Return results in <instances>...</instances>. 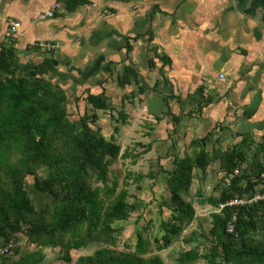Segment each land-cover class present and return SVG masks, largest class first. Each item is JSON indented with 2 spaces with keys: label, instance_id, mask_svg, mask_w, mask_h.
<instances>
[{
  "label": "trees",
  "instance_id": "1",
  "mask_svg": "<svg viewBox=\"0 0 264 264\" xmlns=\"http://www.w3.org/2000/svg\"><path fill=\"white\" fill-rule=\"evenodd\" d=\"M85 3L76 0L73 9ZM33 47L39 49L37 44ZM162 59L165 64L171 62ZM54 72L43 64H24L15 40L1 48L0 264H44L47 249L59 250V259L71 263L72 251L95 244L100 247L75 264H165L155 253L169 249L180 238L187 248L177 264H264V201L217 211L233 198L264 191V135L260 142L245 139L242 146L209 151L213 134H208L193 139L185 155H176L171 169L160 166L146 175L130 173L136 177L137 189L146 178L156 185L164 174L173 208L170 218L161 223V238L154 237L152 243L143 232L138 233L135 245L119 250L122 230L115 224L128 221L139 205L129 201L130 177L120 191L117 179L112 182V166L140 154L134 155L127 147L123 151L114 137L102 134L97 113L116 110L105 91L89 94L92 115L73 121L65 90L53 82ZM140 79V72L127 66L118 84L127 88ZM144 92L139 88L125 98L134 99ZM216 161L220 168H212ZM235 170L239 174L234 175ZM212 172L221 179L202 202L214 209L211 225L206 232L193 229L185 236L198 220L190 200L192 190L198 179L202 182ZM225 175H234L230 186L223 183ZM29 177L34 179L32 185L27 182ZM198 194L203 195L201 190ZM35 195L48 202L39 206ZM234 214L237 221L232 234L228 223ZM151 227L153 220L144 232ZM20 237L35 248L24 253ZM12 257L16 260L11 261Z\"/></svg>",
  "mask_w": 264,
  "mask_h": 264
},
{
  "label": "crops",
  "instance_id": "2",
  "mask_svg": "<svg viewBox=\"0 0 264 264\" xmlns=\"http://www.w3.org/2000/svg\"><path fill=\"white\" fill-rule=\"evenodd\" d=\"M57 1L0 0V51L15 40L24 64L53 67V82L79 114L73 120L68 110L73 121L92 115L89 94L105 91L116 110L97 113V125L108 139L157 134L158 154L173 159L208 134L209 151L262 140L264 0H84L74 9L76 0H66L40 19ZM11 22L21 25L16 33ZM40 41L60 48H31ZM127 66L142 79L122 88ZM139 88L145 92L126 100Z\"/></svg>",
  "mask_w": 264,
  "mask_h": 264
},
{
  "label": "rangeland",
  "instance_id": "3",
  "mask_svg": "<svg viewBox=\"0 0 264 264\" xmlns=\"http://www.w3.org/2000/svg\"><path fill=\"white\" fill-rule=\"evenodd\" d=\"M46 13V12H45ZM41 15V14H40ZM50 20V19H49ZM73 102L70 101L68 104V110H71L72 119H77L79 114L76 113L77 109H72ZM100 113V112H98ZM109 137L108 134H105ZM119 142V145H122V150L125 151L126 147L130 150H133V154H137L140 157L130 158V159H120L118 163L112 166L113 173L111 174L112 182H119V191L124 187V181L127 177H130L128 190L131 194L129 198L130 202H136L139 205V210L135 211L132 217L125 222H118L115 224L116 227L122 230L120 236L118 248L119 250H126V246H133L137 242V234L144 233V236L148 238L152 243L154 242V237L161 238L164 234L161 231V223L163 220H168L172 213L173 205L169 199V193L165 190L166 180L165 175L162 174L157 180L156 185L154 181L150 178L144 179L141 183L140 189H137L139 184L136 182V177H132L133 174H148L151 171L159 170L160 166L165 169H171L173 165V158L167 157L166 155H160V149L163 145L154 147L153 140L157 135L151 134H110ZM165 134H160V137ZM180 144V143H179ZM184 149V144L182 143ZM123 153V152H122ZM134 154V155H135ZM160 155V156H159ZM132 174L130 176L129 174ZM213 174V177H212ZM211 176L206 177L202 182L198 179L196 185L192 190V195L190 200L193 201V204L197 210L198 220L192 225V227L185 231L184 235L188 236L193 229H198L200 231L206 232L208 227L211 225L212 219L210 218L213 208L209 204H202L204 198L211 196L214 193L215 186L218 184V181L221 179L218 173L212 172ZM28 184L32 185L34 179L29 177L27 179ZM112 185V184H111ZM208 187H211L208 190ZM200 188V189H199ZM198 190H201L202 196H199ZM35 200L38 202V205H44L48 202V198L40 197L39 195L34 196ZM137 198V199H136ZM153 220V227L150 230L145 231L144 229L147 226V222ZM203 223H202V222ZM21 241L19 242L23 246V252L27 253L32 251L35 246H31L25 238L20 237ZM100 245H91L88 248L83 249L82 251H72V262L66 263L59 259L60 251L59 250H45L47 254V260L44 264H75V262L83 255H90L97 250ZM187 246L182 242V238L176 239L174 245L167 250H164L158 254L162 257L165 264H177V259L179 258L181 252H183ZM63 255V253L61 254ZM11 261L16 260L14 257L10 258ZM201 264H205L201 262Z\"/></svg>",
  "mask_w": 264,
  "mask_h": 264
},
{
  "label": "built area",
  "instance_id": "4",
  "mask_svg": "<svg viewBox=\"0 0 264 264\" xmlns=\"http://www.w3.org/2000/svg\"><path fill=\"white\" fill-rule=\"evenodd\" d=\"M64 1H66V0H58L52 6V9L49 12L41 14L40 19L46 20L49 18H53L56 15V13H58L60 10H62ZM10 25H11V30L13 33H16L21 26L20 23H18V22H11ZM37 46L39 47V49H41L45 52L47 51L48 53L54 52L60 48V46L58 44L53 43V42H46V41L38 42ZM221 78L223 79L224 76H222ZM239 172H240V170H235L234 175L239 174ZM234 175H231L230 177L228 175L223 176L224 177L223 183L226 184V186H230L232 183V177H234ZM210 189H211V187H208V190H210ZM263 201H264V191H256V192H253L252 194H248V195H245L243 197L233 198L230 201H228L227 204L226 203L221 204L217 211L220 212L221 210H223L227 206L233 207V208L234 207L241 208V207L256 205V204L263 202ZM236 216L237 215L234 214L231 217L232 220H230V222L228 223V231L232 234L235 233V223L237 221Z\"/></svg>",
  "mask_w": 264,
  "mask_h": 264
},
{
  "label": "clouds",
  "instance_id": "5",
  "mask_svg": "<svg viewBox=\"0 0 264 264\" xmlns=\"http://www.w3.org/2000/svg\"><path fill=\"white\" fill-rule=\"evenodd\" d=\"M111 138H112V137H111ZM111 138H110V139H111Z\"/></svg>",
  "mask_w": 264,
  "mask_h": 264
}]
</instances>
